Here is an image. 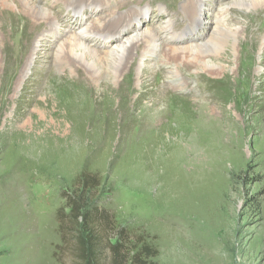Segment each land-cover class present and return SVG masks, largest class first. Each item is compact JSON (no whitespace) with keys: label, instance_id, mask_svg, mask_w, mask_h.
I'll return each instance as SVG.
<instances>
[{"label":"rangeland","instance_id":"374dc122","mask_svg":"<svg viewBox=\"0 0 264 264\" xmlns=\"http://www.w3.org/2000/svg\"><path fill=\"white\" fill-rule=\"evenodd\" d=\"M25 1L52 15L57 44L40 51L17 104L13 85L20 80L2 71L0 45V264H58L56 212L64 191H76L86 172L100 180L92 194L97 206L131 242L155 249L156 264H264V66L257 70L247 29L264 0H201L194 28L182 15L188 0H0V7L23 13ZM91 3L96 8L84 17L74 14ZM221 9L223 23L238 35L221 31L202 53L221 54L213 64L224 73L190 68L181 75L186 91H172L162 103L154 101L163 96L157 89L167 85V69L160 79L149 67L142 85L133 72L92 83L82 70L65 77L56 70L55 49L79 34L96 57L167 24L176 37L168 45L209 42ZM89 28L122 31L105 48L87 35ZM161 41L158 50L167 38ZM95 64L103 75L104 61Z\"/></svg>","mask_w":264,"mask_h":264},{"label":"bare ground","instance_id":"6f19581e","mask_svg":"<svg viewBox=\"0 0 264 264\" xmlns=\"http://www.w3.org/2000/svg\"><path fill=\"white\" fill-rule=\"evenodd\" d=\"M251 1L259 2L261 0ZM200 3L201 0H188L186 7L182 12V15L185 18L192 19V21H194L192 24L193 27L191 28H194L200 23ZM24 5V8H22L23 13H16L12 10L13 8L7 9L5 6L0 7V45H2V59L4 60L2 71H4L5 74L6 72L9 73V78H11V80H15L16 78H19L20 80V84L16 86L13 85L14 87H17L14 88L13 96L15 104H17L20 98L26 94L27 83H25V81L23 82L24 78H26L29 74H35L37 72L40 51H46V48H52L56 43L55 39L51 41V37L53 38L54 35H52L51 30H49L51 24L48 19H53V17L49 11H40V9H38L33 3L27 1H25ZM92 6L94 7L93 9L96 8V5L91 3L84 6L85 9H83V11L79 10L78 12H74V14L76 16H83L84 12H87L90 9L89 7ZM166 7L167 13L172 12V5L168 4ZM220 12H218L219 15L215 16L214 21H212L213 27L211 29V41L205 43H192L188 47H174L173 45L167 44L170 40L176 38L174 32L171 31L172 26L169 24L165 25L160 29V31L153 33L147 38L138 37L136 35L125 38L124 42H120L116 46L113 44V48L104 52V57H96V51H94L90 45L85 44L86 41L84 42L83 40L84 38H87V36L81 34L75 35L72 40L69 41V38L66 39L68 42L66 41L63 45H61V43V46H59L58 49H55L56 70L59 72L60 77H65L67 74L75 76L80 70H82L92 83L105 76L116 79L119 76L133 72L136 84L142 85V81L146 77L149 67H151L153 71L155 68L154 72L160 79L162 78L164 69H167V85L157 89L158 91L163 92V96L158 94V100L156 99V101H154V104L162 103L164 102V96L170 92L186 91L188 83L181 79V75L183 76L184 72L190 68L203 71L204 73L215 77L224 73V67L219 66L216 68V64H213V62H216L217 60L224 59L221 54L209 56L202 53L203 47L212 43L214 37L219 32L226 31L231 38H235L238 35V31L236 29H231L223 23L226 14L223 13V9H221ZM160 14L161 13L158 15ZM39 19H41V21H39ZM29 20L32 25L29 23ZM127 20L128 22L126 27H130V21L132 22L133 18L128 16ZM177 26L178 25H175L174 27ZM97 28L98 26L95 29ZM95 29L89 28L87 35H91L97 39L99 38L101 45L105 46V48L113 42H116L117 38H120V32L122 31L120 30L119 33L116 31L117 34L107 35L108 32H104V34H102L94 31ZM247 29L249 30L248 36L257 45L255 53L259 58V63L257 64V70H259L261 66H264L263 5L254 11V15L251 17L250 22L247 25ZM163 38H167V41L164 43L165 45L162 49L158 50L159 43L162 42L161 40H163ZM243 41H240V43L243 44ZM169 44H171V42ZM3 46L4 50H8L7 53L3 54ZM228 46V52L231 53L230 49L233 52L234 49L232 45L229 43ZM220 51L224 52L223 49ZM89 58H93L94 61L87 62ZM10 59L13 60V63ZM100 60L104 61L103 75L100 74V70L98 68H95V63H98ZM151 62H153L154 67ZM10 69H12L13 72H11ZM149 82L154 84L155 79L152 78ZM20 88H22L21 95L20 98H17L16 95ZM203 108L206 111H203L204 114L202 117L204 118L203 120L206 121L208 120L206 117H209L210 115L208 113L209 108L208 106H203Z\"/></svg>","mask_w":264,"mask_h":264},{"label":"trees","instance_id":"16d2710c","mask_svg":"<svg viewBox=\"0 0 264 264\" xmlns=\"http://www.w3.org/2000/svg\"><path fill=\"white\" fill-rule=\"evenodd\" d=\"M100 187L95 174L83 173L76 191H64V206L56 212L60 243L53 257L58 264H156L155 249L131 242L126 229L116 227L92 194Z\"/></svg>","mask_w":264,"mask_h":264}]
</instances>
